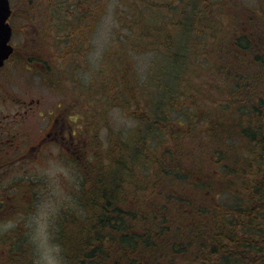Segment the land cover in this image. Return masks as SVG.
Returning a JSON list of instances; mask_svg holds the SVG:
<instances>
[{
    "label": "trees",
    "instance_id": "trees-1",
    "mask_svg": "<svg viewBox=\"0 0 264 264\" xmlns=\"http://www.w3.org/2000/svg\"><path fill=\"white\" fill-rule=\"evenodd\" d=\"M108 1L57 0L60 5L54 7L47 3L44 16L49 21L40 34L43 42H51L33 51L23 48L30 55L22 66L68 101L81 135L96 131L94 123L103 122L101 115L113 109L146 129L126 133L117 149L103 157L96 142L97 167L82 173L79 209L65 213L66 220L57 224L54 240L62 260L264 264V55L255 51L262 41L260 32H248L241 22L247 18L246 25H263V7L247 13L231 0H116L115 21L126 34L103 60V77L112 83L103 80L99 93L94 81L75 91L76 73L84 64L74 56L90 51ZM60 19L66 33L53 31L51 21ZM193 39L204 40L202 50H211L202 54L208 64L202 70L205 77L223 81L214 86L218 96L209 99L210 104L196 88L200 102L190 95L186 56ZM147 53L156 55L158 72L146 80L161 79L155 85L159 102L170 97L160 112L146 100L141 108L134 90L142 85L135 83L132 55ZM100 93L105 101L97 96ZM97 104L104 109L93 111ZM152 137L159 138L153 151L148 144ZM223 196L232 197L235 204L221 202Z\"/></svg>",
    "mask_w": 264,
    "mask_h": 264
},
{
    "label": "rangeland",
    "instance_id": "rangeland-1",
    "mask_svg": "<svg viewBox=\"0 0 264 264\" xmlns=\"http://www.w3.org/2000/svg\"><path fill=\"white\" fill-rule=\"evenodd\" d=\"M8 1L13 12L11 23L15 28L11 45L15 47L17 54L15 58L6 64L8 66L2 70L1 81L4 86L0 85V98H3L1 95L10 93L17 103L16 108L22 102L32 101L35 103L36 101L38 105L33 107V114L28 116L29 121L32 119L30 123L29 121L25 123L26 120H24L25 122L16 123L13 125L15 131L11 130L9 134L0 135V141H12L11 143L15 147H19L13 148L14 146H12L4 149V151H9L5 156H2L3 152L0 150V164H7L6 167L0 168V264H40V256L44 249L52 247L60 252V248L55 244L54 240L57 233V224L59 221L66 220L65 213L75 214L79 209V197L83 185L82 173L87 171L88 168L95 169L97 167L96 159L93 160L96 154V142H99L100 147L104 150L101 155L103 157L104 154L109 153L108 151L117 149V146L121 144L120 139L124 140L126 133L130 136L129 133H134L138 129L142 130L141 133L146 129L144 124L124 117L120 110L113 109L107 115H101L104 118L103 122L94 123L96 131H89L81 135L76 127L77 117L70 114V110L73 107L69 106L68 101L66 100L65 103L64 99L54 88L45 86L40 81L39 76L31 71L32 69H26L22 66V59L24 57L29 58L30 55L27 52H24V54L21 52L23 44L26 45L25 50L29 48L33 51L42 46L45 47L51 42L49 39L43 42L44 37L40 34L42 33V28L47 29L49 21L44 16V11L48 4L49 7H54V4L59 6L60 3L57 0L49 3L48 1L50 0ZM231 1H233V6L235 4L240 10L244 8L247 13L248 9L254 10L257 6H261L264 9V3L261 4L260 0V4H257L258 0ZM115 5L116 0L108 1V5L105 7V15L100 19L91 37L89 43L90 51L85 56L82 54L74 56L76 61L84 64V69H80L76 73L78 84L76 83L77 85L73 88L75 91L84 90L88 83L94 81L95 88L93 89H95L96 93H99V87L103 85V80L106 79V82L112 83L110 77H103V60L109 55L114 44H117L119 39L124 38L122 34H126L124 30L120 31L122 23L115 21ZM33 10H39L38 14L34 13ZM233 14V17L236 18L237 12L234 11ZM249 18H251L250 15ZM246 19L241 21L244 22V28L251 33H255L254 31L258 30L262 35L260 37L262 41L255 46L258 47L255 51L257 54L263 53L264 55V24L258 26L256 22V24L250 23L246 25ZM221 20L226 22L224 18H221ZM61 22L62 20L60 19L58 22L51 21L50 24L53 26V31L66 33L68 28L62 25ZM204 43V40L193 39L188 44V55L186 56L188 75L186 76L188 77V83L192 84L190 95L194 102H200L202 99V101L205 100V104H210L209 99L217 98L218 96V94L213 93L214 86L223 85V81L222 79H214L210 75L205 77L202 72L208 65L205 61L206 58H202V54L204 56L205 52L211 51L209 48L202 50L201 47ZM60 47H64V40L61 41ZM252 54L254 55L253 52ZM32 55L38 56L31 53ZM35 59L38 58L35 57ZM131 59L135 65V83H140L143 86L146 82V88L142 86H138L139 89L134 87L136 97L139 100L138 105L144 108L143 101L146 100L148 104L153 106L154 112L166 109V103L169 102L170 97L167 96L166 100H163L164 102H159L160 100L156 95L155 85L162 83L161 79L159 78L158 81L156 75V80L152 82L146 80L154 75V71L158 72V70H155L156 55L152 53L137 54L132 55ZM71 78L73 77L71 76ZM74 79H70V81H74ZM110 85L112 86V84ZM64 86L66 87V84ZM161 86L162 88L167 87L163 84ZM193 88L203 94L201 99H198ZM97 96L105 101V97L101 93L97 94ZM235 99L241 100L239 96H236ZM57 107H61L60 111L63 110L62 112L65 116L73 115L66 120L69 125L73 126L71 134L75 141L78 142L77 146L70 148V150H62L58 149L56 145L48 143L41 153L36 154L37 156L24 155L29 147L41 138L37 139L45 130V124L41 122V119H38V121L34 120L37 117V112L44 113L51 110L56 113ZM97 107L98 104L93 111L104 109V107L101 109ZM3 108V106H0V116H3ZM129 111L132 110L129 108ZM144 112H148V108ZM91 118H94V115H91ZM1 122L3 124V120ZM35 123L37 124V132ZM31 131L36 132L35 135L37 136H33V142L30 144L24 141L23 135H29ZM18 132L22 135L20 136ZM68 132L69 130L66 127L64 131L66 137ZM93 136H95L94 140ZM153 136L156 137L157 135L153 133ZM154 137L150 138L148 143L151 151L155 149V143L159 139ZM168 137V135L165 136L166 139H169ZM179 140L183 142L182 138H179ZM127 141H129V144H133L129 137ZM110 142L113 143L111 149L109 148ZM184 142L188 144V137ZM4 162L5 164H2ZM221 202L226 205L235 204L233 198L229 196H223ZM67 216L70 217V215ZM72 217L74 220L77 218L76 215H72ZM61 264H66L62 257Z\"/></svg>",
    "mask_w": 264,
    "mask_h": 264
},
{
    "label": "flooded vegetation",
    "instance_id": "flooded-vegetation-1",
    "mask_svg": "<svg viewBox=\"0 0 264 264\" xmlns=\"http://www.w3.org/2000/svg\"><path fill=\"white\" fill-rule=\"evenodd\" d=\"M259 2V0H258ZM257 2V3H258ZM11 9V7H10ZM12 17H13V12L11 9V15L9 17V19L7 20L8 26L11 28L12 30V35L15 32V28L13 27L11 21H12ZM26 29V28H25ZM26 37V36H25ZM26 45H22L21 47V52L24 53V49ZM14 48L13 54L16 55L17 51ZM13 58V57H12ZM12 58L10 57L3 65L2 68H0V85L4 86L3 82L1 81V76H2V70L3 68L5 69L6 65L8 62H10V60H12ZM3 98H0V106H3V111H2V115L0 116V135H5V134H9L11 130L13 129V125L16 123H21V122H25L24 120H26L25 123H27L29 121L28 116L32 115L34 112L33 107L38 105V102L35 101V103H33L32 101L30 102H22L21 105L16 108V101L15 99H13L11 97V94H4L1 95ZM60 108V109H59ZM1 110V109H0ZM61 107H57V111H55L56 113H54V111L52 112L51 110L48 112H37V117L34 119L35 121H38V119H41V122H44V126H45V130L42 132V135L40 134L37 139L39 137V140L37 141L35 139V141H37L35 144L31 145L29 147V149L25 152L24 155L29 154V156H37L36 154L41 153L43 148H46L45 146L48 145V143H51L53 145H56V147L58 149H66V150H70V148H74L75 146H77L76 144L78 142L75 141V138L73 137V135L71 134L72 131V125H69V122L66 120L65 118V114L60 111ZM62 112V113H61ZM54 113V114H53ZM3 120V124L2 121ZM32 121V119L30 120ZM29 121V123H30ZM28 123V124H29ZM36 124V123H35ZM67 127V129L69 130L68 132V136L66 137L64 135V131L65 128ZM15 131V130H14ZM36 132H37V124H36ZM36 132H29V135H23L24 136V141L29 142L30 144L33 142V136H37L35 135ZM18 134L21 136L22 134L18 132ZM12 142V141H11ZM11 142H3L0 141V150L3 152L2 156H5L7 153H9V151H4V149L6 148H10L12 146H14V144H12ZM4 147V148H3ZM3 148V149H1ZM13 148H19V147H13ZM28 156V157H29ZM27 157V158H28ZM2 164H5L2 163ZM14 165V164H13ZM6 167V165H1L0 164V168L1 167Z\"/></svg>",
    "mask_w": 264,
    "mask_h": 264
},
{
    "label": "water",
    "instance_id": "water-1",
    "mask_svg": "<svg viewBox=\"0 0 264 264\" xmlns=\"http://www.w3.org/2000/svg\"><path fill=\"white\" fill-rule=\"evenodd\" d=\"M10 15L8 0H0V67L12 53V48L8 45L11 29L7 25Z\"/></svg>",
    "mask_w": 264,
    "mask_h": 264
},
{
    "label": "clouds",
    "instance_id": "clouds-1",
    "mask_svg": "<svg viewBox=\"0 0 264 264\" xmlns=\"http://www.w3.org/2000/svg\"><path fill=\"white\" fill-rule=\"evenodd\" d=\"M40 264H61L60 252L52 247L44 249L40 256Z\"/></svg>",
    "mask_w": 264,
    "mask_h": 264
}]
</instances>
